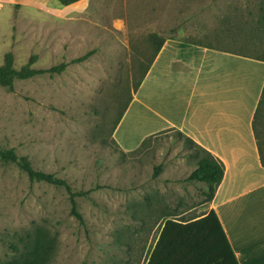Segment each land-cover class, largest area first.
Segmentation results:
<instances>
[{
  "label": "rangeland",
  "instance_id": "1",
  "mask_svg": "<svg viewBox=\"0 0 264 264\" xmlns=\"http://www.w3.org/2000/svg\"><path fill=\"white\" fill-rule=\"evenodd\" d=\"M262 5L264 0H97L72 16L31 7L0 14V65L8 51L17 68L33 54L37 67L69 62L61 73L17 78L12 89L0 85V147L85 192L75 195L81 221L65 185L31 180L16 162L0 158V258L11 256L12 244L40 225L57 238L52 264H146L164 221L154 224L150 210L158 216L164 206L177 207L184 220L209 211L212 201L203 202L200 193L207 184L185 180L193 167L173 132L133 151L141 143L123 149L114 125L153 55L151 33L258 60L264 58ZM88 51L89 57L72 62Z\"/></svg>",
  "mask_w": 264,
  "mask_h": 264
},
{
  "label": "crops",
  "instance_id": "2",
  "mask_svg": "<svg viewBox=\"0 0 264 264\" xmlns=\"http://www.w3.org/2000/svg\"><path fill=\"white\" fill-rule=\"evenodd\" d=\"M96 1L0 0V14H16L17 7L23 14L31 7L72 16ZM175 62L187 68L175 69ZM263 87L264 60L168 38L114 131L129 150L149 134L176 127L223 160L212 208L240 264H264V166L253 131Z\"/></svg>",
  "mask_w": 264,
  "mask_h": 264
},
{
  "label": "trees",
  "instance_id": "3",
  "mask_svg": "<svg viewBox=\"0 0 264 264\" xmlns=\"http://www.w3.org/2000/svg\"><path fill=\"white\" fill-rule=\"evenodd\" d=\"M61 5H68L78 0H57ZM129 6V5H128ZM261 21L264 22V5L261 6ZM117 17V16H116ZM259 19V20H260ZM260 21V22H261ZM168 38H175L172 35L153 32L149 35L153 46V55L144 66L138 81L134 84V93L139 89L146 76L152 62L159 53L164 42ZM191 42L190 40H186ZM198 44V42H193ZM200 44V43H199ZM210 48L225 50L221 47H214L211 44L205 45ZM229 50V49H226ZM231 51V50H229ZM235 52L236 51H231ZM92 51L75 57L72 62H79L91 55ZM240 53V52H237ZM246 55V54H244ZM251 56V55H250ZM253 56V55H252ZM256 58L264 59L256 56ZM38 56L33 54L30 59L17 68L14 64L15 55L13 51L5 53L4 62L0 65V85L10 89L14 86L17 78H30L38 74L63 72L69 62L62 61L50 67H37L34 63ZM132 95L116 119L114 127L118 125L124 112L128 108ZM264 88L259 99L253 118V129L257 139L260 159L264 165ZM173 132L177 139H180L182 146L186 149V156L193 167L185 178L187 181H201L207 184V188H202L200 193L204 195L203 202L213 200L216 191L224 178L225 164L223 160L213 154L210 150L196 142L180 129L167 128L145 137L139 147L133 151L146 146L152 138ZM0 158L16 162L21 169L27 172L31 180L47 181L58 185H65L71 192L72 212L82 221L83 217L77 209L75 195L85 194L83 191L74 192L70 185L63 178L57 177L51 172L35 169L31 161L26 156H19L13 148L0 147ZM159 166L153 176L158 175ZM148 203H153L151 198H147ZM164 206L162 212L150 214V220L154 219V224L159 218L164 219L156 243L153 246L146 264H240L230 239L225 231L222 221L214 208L206 213L191 219H179L180 212L176 209ZM147 215H143L144 218ZM152 218V219H151ZM13 254L6 258H0V264H52L57 253V238L44 226H35L20 236V243L12 244Z\"/></svg>",
  "mask_w": 264,
  "mask_h": 264
},
{
  "label": "bare ground",
  "instance_id": "4",
  "mask_svg": "<svg viewBox=\"0 0 264 264\" xmlns=\"http://www.w3.org/2000/svg\"><path fill=\"white\" fill-rule=\"evenodd\" d=\"M258 190H259V189H258ZM253 195H254V194H253ZM241 196H242V195H241ZM241 196H240V197H241ZM244 196H245V195H244ZM243 198H244V197H243ZM240 201H241V200H240ZM241 202H242V201H241ZM222 203H223V202H222ZM246 207H248V206H246ZM258 208H259V207H258ZM247 210H248V209H247ZM248 212H250V211H248ZM248 212H247V213H248ZM253 212H254V211H253ZM253 212H251L250 214H252ZM258 212H259V211H257V213H258ZM261 212H262V211H261ZM247 213H246V214H247ZM242 214H243V213H242ZM246 214H245V215H246ZM248 215H249V214H248ZM255 215H256V213L254 214V216H255ZM258 215H259V214H258ZM250 216H252V215H250ZM261 216H262V215H261ZM252 217H253V216H252ZM254 218H255V217H254ZM263 218H264V217H263ZM250 219H251V218H250ZM250 219H249V220H250ZM253 220H254V219H253ZM235 221H236V220H235ZM252 222H253V221H252ZM254 222H255V221H254ZM263 222H264V221H262V223H263ZM255 224H257V223H255ZM255 224H254V226H255ZM257 226H258V225H257ZM257 226H256V227H257ZM260 226H261V225H260ZM263 227H264V226H263ZM259 229L262 230L263 228H259ZM256 230H257V229H256ZM234 247H235V246H234ZM236 250H237V249H236Z\"/></svg>",
  "mask_w": 264,
  "mask_h": 264
}]
</instances>
